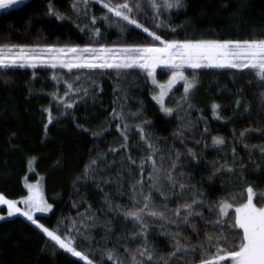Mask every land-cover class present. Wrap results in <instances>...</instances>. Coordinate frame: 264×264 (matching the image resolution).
<instances>
[{"label":"trees","instance_id":"trees-1","mask_svg":"<svg viewBox=\"0 0 264 264\" xmlns=\"http://www.w3.org/2000/svg\"><path fill=\"white\" fill-rule=\"evenodd\" d=\"M54 7L65 13L70 19L58 21L47 15L49 0H30L22 10L11 15L0 13V45L4 44H56L57 46L80 45L88 43V35L80 32L75 26L88 24L87 20H77L72 12L73 0H52ZM185 8L172 9L171 17L163 14L164 21L176 28V33L158 31L164 39H252L264 38V0H184ZM93 14L99 17L102 9L96 5ZM148 15L152 13L149 11ZM75 21V23L71 22ZM140 22L156 31L151 21ZM9 25L11 27H9ZM183 26L180 28L179 26ZM105 35L98 39V44L113 43L122 45L151 44V38L139 29H130L123 36L115 29H106L98 24ZM192 74L191 69H186ZM62 77L58 85L51 79L53 72ZM166 69H158L160 81L170 75ZM87 70L38 67L36 70L16 69L0 71V193L9 198H18L26 194L24 178L28 174V160L34 158L36 170L45 175V191L54 203L52 211L47 215H37V219L52 230L59 228L61 234L71 226L72 219L79 223L82 213L95 216V224L91 233L98 244L94 248H116L122 259H126L124 245L128 242L117 240L133 233V225L118 215L115 206L122 209L130 207L131 185L140 179L139 169L125 160L130 153L137 164L148 154L146 146L140 142L135 126L143 121H151L146 132L164 156V169L167 171L175 159V151H180V167L174 175L180 183L189 185L184 198H190L196 189L200 190V198L205 200L203 211L208 220H215V212H209V205L228 196L233 190L243 189L246 185L255 186L257 191H264V156L259 148L264 146V105L261 93L264 87L257 86L254 73L235 69H201L198 70V83L192 94L193 108L187 105L174 113L165 116L159 105L152 99L158 88L145 80V73L129 70L118 75L115 70H97L89 79H82L75 84L76 88H87L89 96L81 93L79 97L73 93L71 99L77 101L67 114L61 107L56 108L52 95L57 89L63 95V80L72 82L75 75L82 78ZM35 75V78H34ZM183 94V85H177L169 94L166 103L169 107H178ZM242 101L239 108L236 100ZM81 101H86L83 103ZM221 105V119H215L211 105ZM123 105L124 113L140 112V118L129 117L128 124L132 131L129 134V147L118 154H107L98 160V168L93 180L90 175L85 182L83 176L86 165L108 149L118 148L123 143L117 130L119 120H112L113 108L119 110ZM51 107L53 123L48 125L45 109ZM245 107L249 108L245 112ZM187 110V115H186ZM203 120L198 121V117ZM192 129L185 130L181 140L174 139L173 133L183 128L188 121ZM81 126V127H78ZM207 126L208 133L200 135ZM87 128L88 132H83ZM245 129H258L261 132L249 134L243 141L239 134ZM235 130V133L233 132ZM93 132L103 135L94 137ZM225 139L224 146H213L212 137ZM199 141L200 143H197ZM247 144L251 154L244 148ZM236 149V164H233L232 149ZM185 148L196 153L195 159L189 157ZM159 162V157H157ZM241 163L244 165L240 167ZM226 165L234 172L227 171ZM219 169V171H217ZM145 170V178L148 171ZM131 173V174H130ZM183 173V176H181ZM37 174L30 175L35 179ZM81 178L79 181L77 178ZM99 185V187H97ZM178 191V189H177ZM165 194L171 196L172 190L165 188ZM157 205L163 208H176L183 200L165 202L155 196ZM75 205V206H74ZM112 206V208L109 207ZM259 205V204H258ZM89 206H91L89 208ZM234 215V210H230ZM152 230L150 243L162 254L173 251L172 241L161 234L177 231L175 227H163L158 222H150ZM191 224L197 225V232ZM191 224L182 226L180 231L191 238L192 244L203 240L206 231H212L206 220L194 218ZM138 231V229H137ZM107 239L109 243H104ZM133 250L140 243L130 245ZM81 251H87L88 245L79 243ZM98 264L100 254L93 257ZM0 264H84L79 258L58 249L48 238L25 217L15 216L0 221ZM105 264H112L105 261ZM171 264H184L181 258H175ZM198 264V261H197Z\"/></svg>","mask_w":264,"mask_h":264},{"label":"snow or ice","instance_id":"snow-or-ice-1","mask_svg":"<svg viewBox=\"0 0 264 264\" xmlns=\"http://www.w3.org/2000/svg\"><path fill=\"white\" fill-rule=\"evenodd\" d=\"M29 3L30 0H0V13L11 15L14 11L22 10ZM96 5L102 9L99 17L92 12ZM185 7L184 0H73L71 8L77 20L88 21L84 27H81L79 23L75 25L80 32L88 35V43L84 46L39 43L0 45V71L26 68L36 70L38 67L51 70L67 69L69 73L74 69L87 70L83 78L75 75L72 82L63 80L65 91L62 96L57 94L59 89L50 94L56 102L57 111L63 108L62 115L67 114L68 110L77 103L76 100L71 99L73 93L77 97L81 93L85 97L89 96L87 88H76L75 84L82 79H89L96 74L97 70H115L118 75L127 73L129 70H139L145 73V80H150L151 84L159 89L152 99L159 105V110L169 117L179 112L185 104L187 110L193 108L191 98L198 83V70L201 69H235L241 72L247 69L254 73L257 86L264 87V38L168 40L157 34L158 31H165L166 34L176 33L177 29L167 24L162 16L168 14L170 18L172 9ZM149 11L152 13L151 16L148 15ZM47 15L61 22L70 19L54 7L52 0H49L47 5ZM141 17L145 21H151L156 31L141 23ZM71 22L75 23V21ZM98 24L105 25L106 29H115L122 36L133 28L142 30L151 38L152 43L146 45L98 44V39L105 35V32L97 27ZM179 27L183 28L182 25ZM158 69L171 72L165 84L159 83L156 78ZM186 69L192 70L191 78L186 75ZM51 79L59 85L63 78L54 71ZM179 81L183 82V94L178 101V107H168L166 98ZM81 102L86 103V101ZM235 103L239 108L242 101L237 99ZM261 103L264 105V93H261ZM220 109L221 105L218 103L211 105L215 119H221ZM44 111L47 113V123L44 125L47 133L48 125L53 123L54 117L51 107ZM248 111L249 108L245 107V112ZM140 116V112L129 113V116H126L122 104L119 105V110L113 108L111 119L120 121L116 127L123 143L118 148L110 147L108 153H102L86 165L83 173L85 182L90 175L94 180L98 160H102L107 154H118L119 151L129 147V134L132 129L127 121L129 117L140 118ZM197 119L198 121L203 120L204 117L201 115ZM149 125L151 121L145 120L135 126L140 142L146 146L148 154L141 158L139 164L132 159L130 153L126 155L125 160L121 161L122 164L127 162L135 166L140 173V179L131 185L132 194L129 198L131 206L122 209L117 205L113 209L118 215L123 216L125 221H130L133 225V233L130 236L117 237V240L128 242L124 245L126 259L121 258L116 248L93 247L94 243L98 244L100 241H96L94 236L86 233H91L93 230L95 216H87V213L80 214L79 223L72 219L71 226L63 234L60 233L59 228L52 230L40 223L36 214L49 213L53 206L45 199L39 183L26 185L29 195L22 201L8 199L0 194V205L6 206L7 217L17 214L25 217L54 246H58V249L71 254L72 257L79 258L84 264H98L93 259L98 253L100 254L99 264H105V261H111L112 264H171V261L178 257L183 260L184 264H197V261L198 264H264V191H257L253 185L233 190L228 196L221 197L219 201L209 205L208 211L215 212L216 219L208 220L203 211H198L205 206V200L200 198V190L196 189L190 198H184L189 185L180 183L174 175L180 167V151H175V159L170 168L165 171L162 150L156 146L145 130ZM78 127L81 126L78 125ZM192 127V122L189 120L183 128L173 133L174 139L181 140L183 143L181 138L185 130L190 132ZM82 131L88 132L89 130L82 128ZM233 132L235 133V130ZM253 132H261V130L245 129L240 132L239 140L243 141ZM206 133H208L207 126L200 135ZM91 135L99 137L103 133L93 132ZM197 143L200 142L197 141ZM212 144L213 146H224L225 139L221 136H213ZM256 147L259 148L261 156H264V146H253V148ZM244 148L251 154L252 150L247 144ZM185 152L193 159L197 156L191 148H185ZM232 155L233 164H236L235 147L232 149ZM157 157H159V162ZM33 162L34 158L29 160L30 169ZM221 167L227 166L222 165ZM240 167L243 168L244 165L241 163ZM146 169L151 170L145 178ZM227 171L232 173L234 169L227 167ZM80 179L77 178L78 181ZM166 187L172 190L171 196L165 194ZM156 195L165 202L173 200H183V202L178 203L176 208H168L167 203L161 208L157 205ZM19 203H23L24 207H19ZM109 207L112 208L111 205ZM230 210H234V215H230ZM194 218L206 220L213 229L206 231L204 239L197 244H192L191 238L185 237L180 231L182 226L191 224ZM4 219L6 217L0 215V220ZM150 222H158L163 227L177 229L173 232H161L172 241L173 251L162 254L150 243L152 230ZM191 227L198 234L197 225L191 224ZM109 242L107 239L104 240V243ZM137 242L140 246L133 250L130 245ZM79 243L87 244L88 250H79L77 247Z\"/></svg>","mask_w":264,"mask_h":264},{"label":"rangeland","instance_id":"rangeland-1","mask_svg":"<svg viewBox=\"0 0 264 264\" xmlns=\"http://www.w3.org/2000/svg\"><path fill=\"white\" fill-rule=\"evenodd\" d=\"M186 75H188L189 78H191V76H192V74H190L187 70H186ZM170 76H171V73H170V75L168 76V78H166L165 80H162V81H160V80L158 79V75H156V78H157V80H158L159 83H161V84H165V83L168 81V79L170 78ZM179 84H182V85H183V82H182V81L177 82V84L173 86V89H174L177 85H179ZM173 89H172V90H173ZM158 91H159V89H158ZM169 94H170V93H169ZM167 98H168V97H167ZM167 98H166V100H167ZM166 104H167V103H166ZM167 106H168V105H167ZM168 107H169V106H168ZM30 159H33V158H30ZM30 159H29V160H30ZM29 160H28V174H27V175L25 176V178H24V185H25V187H26L27 184H37V183H39L40 188H41V190H42V192H43V195H44L45 199L47 200L48 203L52 204V206L54 207V203L48 198V196H47V194H46V191H45V175H44L43 173H40V172H38V171L36 170V167H35V163H34V162H33L32 166H31V169H30V167H29ZM32 174H37V177H36L35 179L30 178V175H32ZM26 190H27L26 194L23 195V196H21V197H18V198H9V197H7V196H5V197L8 198V199H13V200H17V201H22V199H23L24 197H26V196L29 195V192H28V188H27V187H26ZM0 194H2V193H0ZM18 206L21 207V208L24 207L23 203H19ZM258 206H259V205H258ZM52 209H53V208H52ZM49 213H50V212H49ZM49 213H37L36 216H37V215H41V214H42V215H47V214H49ZM0 215H4V216L6 217V219L12 218V217H7V208H6L5 205H0ZM16 216H20V215L17 214ZM13 217H15V216H13ZM22 217H23V216H22ZM4 220H5V219H4ZM0 221H3V220H0ZM40 223H41V222H40Z\"/></svg>","mask_w":264,"mask_h":264}]
</instances>
